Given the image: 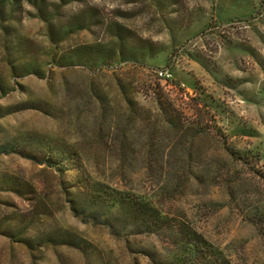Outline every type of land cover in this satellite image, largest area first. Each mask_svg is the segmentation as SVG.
Segmentation results:
<instances>
[{
    "label": "rangeland",
    "instance_id": "obj_1",
    "mask_svg": "<svg viewBox=\"0 0 264 264\" xmlns=\"http://www.w3.org/2000/svg\"><path fill=\"white\" fill-rule=\"evenodd\" d=\"M92 9L96 19L59 48L67 53L64 62L75 65L45 64L47 77L14 78L0 29V73L12 88L0 91V115L14 110L0 116V145L31 135L76 145L95 175L133 188L171 215L186 214V223L238 264H264V237L245 213L264 201L250 194L238 207L227 178L214 176L236 150L245 153L234 162L248 180L264 174V0H85L61 12L68 22ZM18 26L50 62L54 46L46 23L26 13ZM166 70L169 79L160 75ZM119 81L134 82L138 112L130 110ZM153 86L163 88L162 97L180 108L191 128L204 129L200 137L164 129ZM27 99L41 100L48 111L20 109ZM121 129L134 139L132 147L115 137ZM188 163L199 164L201 175L208 171L205 181L191 178ZM62 180L17 151L0 153V264H132L134 258L159 264L147 255L155 253L166 262L173 258L167 237L130 235L128 244L127 235L75 215ZM64 233L96 246L101 256L47 243Z\"/></svg>",
    "mask_w": 264,
    "mask_h": 264
},
{
    "label": "trees",
    "instance_id": "obj_2",
    "mask_svg": "<svg viewBox=\"0 0 264 264\" xmlns=\"http://www.w3.org/2000/svg\"><path fill=\"white\" fill-rule=\"evenodd\" d=\"M84 1L0 0V29L4 33L2 42L4 57L16 80L30 73L47 77L48 75L45 74L44 70L45 64L51 63L53 66L59 67L75 65L64 62L68 58L67 53L59 52V48L71 36L86 29V23H89L91 18L96 19L97 12L95 9L87 13L81 12L79 15L67 19V22L61 10L70 4L84 3ZM28 4L33 7L35 12H29L26 9L25 5ZM26 13L39 17L47 25V34L54 46L53 50L48 52L50 62L40 59L37 54L38 43L33 38L23 34L19 29L18 25L23 22ZM118 85L123 97L130 105V110L138 112L136 103L130 94L135 89L134 82L128 84L119 81ZM11 89L10 84L0 73V91L7 94ZM152 90L157 96L156 99H159V107L166 124L164 126L165 130L179 135L188 132L191 133L189 136H193V139L200 137V133L204 129L191 128L189 122L183 117L180 108L174 102L165 100L162 97L165 92L161 86H153ZM94 92L98 99H101L102 102L105 101L103 93L98 90H94ZM19 105L21 106L20 109L35 108L45 112L48 111L41 100L27 99ZM8 108L9 110L0 116L14 112L13 107ZM131 115L133 116V113ZM165 130L162 131L165 132ZM117 135H119L125 146L132 147L134 139L126 129H121L120 134H115V137ZM16 141L23 142L17 143ZM216 143L217 148L226 153L218 137ZM226 150L229 151V148ZM16 151L38 164L52 167L63 177L61 188L66 199L75 215L81 217L84 221L106 227L120 236L127 235L126 242L128 244L130 243V235L167 237L174 249L173 258L166 262L164 258L157 256L156 253L153 255L147 254L153 261L155 260L159 264H238L203 233L186 223V214H184L185 216L171 215L169 211L163 210L152 199L133 188H123L95 175L84 153L78 146L60 141L56 142L51 138H41L36 135L20 140L13 138L10 142L0 145V153ZM229 153L231 152L229 151ZM231 155L235 157L233 160L236 162H238L237 160L241 162L245 160L244 152L241 153V151L236 150ZM234 161L219 164V170L214 176L227 178L226 185L229 194L233 200L239 201L238 207L243 206L242 202L250 194L258 196L257 201H264V174H258V178L254 177V179L248 180L244 176L243 170L237 168L238 165ZM198 167L199 164L188 163V169L192 173L191 178L205 181V177H208V171L206 173L202 172L201 175L197 172ZM67 172L71 173L69 179L66 178ZM225 172L228 174H224ZM259 195L263 199H259ZM243 210L245 211V209ZM245 213L251 215L253 219L251 223L264 237V205H258L250 212L245 211ZM50 237V239H47V243L70 245L84 251L87 256L91 253H95L98 257L101 256L97 252L96 246L88 244L84 239L73 233L56 234ZM27 243L31 245L29 242ZM132 264L141 263L134 258Z\"/></svg>",
    "mask_w": 264,
    "mask_h": 264
},
{
    "label": "built area",
    "instance_id": "obj_3",
    "mask_svg": "<svg viewBox=\"0 0 264 264\" xmlns=\"http://www.w3.org/2000/svg\"><path fill=\"white\" fill-rule=\"evenodd\" d=\"M160 75H161V77H163V78H167V79H169V77H171V74L169 73L168 70H166V71H161V72H160Z\"/></svg>",
    "mask_w": 264,
    "mask_h": 264
}]
</instances>
